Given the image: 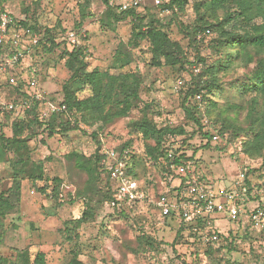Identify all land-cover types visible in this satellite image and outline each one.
Wrapping results in <instances>:
<instances>
[{"label":"rangeland","instance_id":"1","mask_svg":"<svg viewBox=\"0 0 264 264\" xmlns=\"http://www.w3.org/2000/svg\"><path fill=\"white\" fill-rule=\"evenodd\" d=\"M124 1L111 0L115 6ZM77 2L8 0L5 4H0V8H4L17 19L24 18V10L29 9L30 15L36 12L45 26L61 24L66 30L59 40L62 42L66 39L65 34L75 32V26L81 22L80 4H84L87 15L82 24L80 38L87 48V72L99 70L111 76L137 74L141 80L139 100L129 115L107 122H93L88 116L87 121H84L77 116L84 124V130H66L60 126L62 131L52 137L48 131L39 127L25 130V135L30 138L31 159L44 163L46 176L50 180H62L61 197L53 198L51 182H23L22 200L18 210L10 214L5 222V233L0 243V264H30L39 252L45 253L47 264H68L75 251L85 264H214L213 258L205 255V246H193L189 241L182 243L181 239H176L178 221L164 223L157 210L149 205L141 204L134 211L127 212L126 216L119 214L120 210L107 200L101 180H96L95 176V181H91V185L88 181L87 185V173L81 171L75 160L68 157L72 152H77L94 162L98 144L92 133L102 131V138L107 145L131 142L134 151L139 155L140 179L144 188L149 187L151 179L157 181L159 175L155 167L145 158L146 146L153 145L154 142L143 138L137 124L146 115L159 127L185 125L187 129L195 128L187 120L182 107L186 91L194 82L193 77L202 75L203 72L202 65H190L196 60L195 51L191 49L188 38L180 27L174 23L169 29L170 40L183 48L186 54L183 59L186 60L185 66H156L152 61L153 55L148 41H143L136 47L132 39V19L114 23L105 18L106 6L102 0ZM187 14L190 16L189 21L195 18L192 9ZM232 26L240 32L246 28L241 20L233 22ZM214 38H217L216 34L208 41ZM23 45L27 51L22 65V79L27 84L32 78H36L40 87L50 93L51 99L62 101L63 87L71 77L61 58L64 46L56 47L50 53H37L34 48H30L31 43L28 40L25 39ZM238 48L225 47L223 61H233ZM206 52L203 51L204 54ZM250 54L252 63L237 62L230 69H223L217 74L216 86L211 93L204 89L192 100L193 105H202L203 112L199 117L203 120L206 131L217 132L224 122L223 118H226L235 128H244L246 133L235 137L231 129L224 132L226 137L214 139L208 148L204 147L206 143L200 137L195 136L183 146L189 154H194L201 176L220 187L230 186L240 173L251 168L249 180L255 185L253 191L256 198L251 199V206H256L264 202V156L251 157L244 152L243 146L254 137V133L247 132L251 123V111L255 115L263 113V101L260 97H257L259 103L251 106L257 95L249 88L250 76L258 60L264 58V52L251 50ZM210 77L203 75L202 83L211 81ZM70 87L77 91L80 99L92 96L89 85L74 82ZM23 101L24 99L17 103L21 104ZM212 102L217 105L213 106ZM25 118L26 113L22 109L7 118L0 116L2 121H7V124H3V134L11 136L14 122L23 121ZM13 157L12 152H7L0 159V193L7 192L13 184ZM41 189L47 193L40 192ZM79 189L84 191V196L80 198L76 197ZM213 220L217 229L225 234L234 228L243 234L245 230L248 231V222L244 226L235 227L225 216H215ZM248 232L247 240L239 239L240 251H225L222 254L235 263L243 261L244 264H264L262 261L255 262L250 257L247 262L244 257V253L248 254L251 248L264 256V238L261 240L260 232ZM142 234L146 236L141 237L144 239L140 242L138 236ZM257 238L259 239L256 240Z\"/></svg>","mask_w":264,"mask_h":264},{"label":"trees","instance_id":"2","mask_svg":"<svg viewBox=\"0 0 264 264\" xmlns=\"http://www.w3.org/2000/svg\"><path fill=\"white\" fill-rule=\"evenodd\" d=\"M8 0H0V4L3 5ZM81 1V0H75ZM86 1V0H84ZM106 6L105 18L112 20L114 23H120L128 19L133 21L132 39L139 46L143 41L150 43L152 52V61L156 66L168 65L184 68L186 57L183 48L178 43H172L169 36V29L172 24H177L181 31L188 38L191 49L196 53V60L192 64L202 65V75L193 77V84L188 90L182 101V107L187 120L195 125L193 129H187L185 125H166L159 127L154 124L148 116L144 117L137 124L139 132L143 138L147 141L154 142L153 145H147L145 158L148 162L155 167L156 173H158V180L151 179L149 187L144 188L140 179V160L139 155L134 151L131 146V142H126L122 145H107L102 138L103 132L95 131L92 133L94 139H96L98 147L95 152L94 162L92 160L84 158L77 152H72L68 155L69 158L74 159L76 165L80 167L81 171H85L89 176L87 185L92 184L91 181L101 180L105 188V196L107 200L119 211V214L126 216L127 212L134 211L139 205H149L153 209L157 210L155 204L148 203H128L124 206H119L115 200V188L116 183L110 179L109 174L102 165V151L104 148H112L119 153L120 157H129V174L140 185V189L147 194H152L157 200L160 197L161 191L164 185L168 184V179L165 177V173H169L170 176L177 178V174L170 169V162L167 159L170 143L169 136H172L177 146L174 149L176 155L175 163L178 165H186L192 161L197 166V161L194 154H189L184 150L183 145H187L192 138L200 137L205 142L204 147H209L210 143L216 137L217 140L221 137H226V131L233 130L235 137L245 132L244 128H235L232 122H227L226 118H223L221 126L218 131L211 133L205 130L203 120L199 117L202 114V105H193L192 100L196 99L197 95H200L201 91L207 89L211 93L212 88L216 86L215 78L217 74L224 70H228L234 63L245 62L250 64L253 62L251 57V50L258 52H264V0H171L167 4V8L170 9V13L167 15L162 14V8L157 6L154 0H145L140 9H130L127 11H120V5L115 6L111 0H102ZM78 4V2H77ZM81 5V22L75 26V32L78 36L82 31L83 21L86 19L87 7L84 4ZM192 9L195 18L189 21L190 16L187 12ZM3 12H7L4 8H0V15ZM25 16L22 19L13 17L15 28H31L40 36L37 45L31 44L30 48H34V52L50 53L54 48L64 46L63 55L64 65L71 73V77L68 83L63 87V99L62 103L67 106V113L55 114L48 119L41 116V111L44 109V104L36 103L29 108L26 112V118L23 121H16L13 124V130L11 136L3 134V124L7 121L0 119V159L6 155L7 152H12L14 157L11 162L13 184L7 190V192L0 193V243L5 233V222L10 214H13L18 210L19 204L22 200V188L24 181L38 182L45 181L51 182L52 196L54 199L61 197L60 186L62 180L54 178L50 180L45 173V167L43 162H35L31 159V147L29 145V136L25 135V130L32 129V127H39L48 131L49 136L52 137L62 131L65 127L68 129L84 130L80 126L82 124L77 116H80L87 121L96 122L103 120L105 122L113 120L115 118L125 117L130 114L134 107V104L139 100V90L141 87V80L137 74H119L111 76L105 72L94 70L87 72V48L84 43L77 47H71L67 41V33L65 34L62 42H59L62 33H65V28L61 24H54L53 26H45L41 23L36 12L30 15V10H24ZM241 20L245 24L243 31L235 30L232 26L233 22ZM209 30L210 35H204ZM61 33V34H60ZM60 34V35H59ZM217 38L211 39L214 35ZM238 46L237 53L233 61L224 62L225 47ZM207 51L206 54L203 51ZM10 53V45L8 43L0 44V61L7 54ZM164 61V62H163ZM227 63L228 65H224ZM207 74L211 81L203 82V75ZM22 75H19V79L16 84H10L4 82L1 85V89L5 95V99L8 103H17L19 100H25L28 96V85L22 79ZM251 91L257 96L253 98L251 104L254 107L255 103H259L260 97L263 101V113L256 114L252 110L250 113L251 123L247 127V132L254 133V137L244 143L243 150L251 157L264 156V58L258 60L255 70L250 76ZM79 82L89 85L92 88V96L86 99H80L77 91L72 90L71 83ZM53 100V99H52ZM213 106L216 103L212 102ZM147 109L149 108L146 106ZM114 109L115 112H114ZM11 113H4L0 111V116L10 117ZM59 122V124H58ZM217 123V121L215 122ZM5 125V124H4ZM62 128H61V127ZM61 128V129H60ZM246 133V132H245ZM216 134V135H214ZM181 141V144L179 142ZM198 168V167H197ZM245 185L247 186L248 194L251 199H256L254 196L255 185L249 180L251 168L245 170ZM203 179H205L203 177ZM152 186V189H151ZM151 189V190H149ZM42 193H47L46 190H39ZM84 191L79 189L76 192V197H83ZM261 206H264V202H261ZM127 208V209H126ZM158 216L164 223L178 221L175 216L161 217L158 210ZM178 228L176 231V239H181L182 243L189 241L193 246L203 245L205 246V255L213 258L214 264H244L243 261L233 262L227 259L223 252L232 253L234 251H240L238 249L239 239L247 240L249 237L250 226L246 227L248 231H242L234 228L227 234L217 233L218 241L212 242V240L205 241L203 234H206V226L203 222L197 223L198 229L201 231H194L193 225L186 224L178 221ZM241 226V222L234 224ZM245 227V229H246ZM252 231V230H251ZM211 236L210 233H208ZM145 234L138 236V241H142ZM242 237V238H241ZM261 240L264 238V231L260 232ZM257 238L256 240H258ZM262 243L261 241H259ZM73 257L68 264H85L79 259L78 252L73 253ZM244 257L247 262L248 257L255 262L262 261L264 263V256L251 248L248 254L244 253ZM30 263V262H29ZM30 264H47L46 255L43 252L36 254L33 262Z\"/></svg>","mask_w":264,"mask_h":264},{"label":"built area","instance_id":"3","mask_svg":"<svg viewBox=\"0 0 264 264\" xmlns=\"http://www.w3.org/2000/svg\"><path fill=\"white\" fill-rule=\"evenodd\" d=\"M170 1L154 0L155 4L162 8L163 15L170 13V9L166 7ZM144 2L145 0H125L120 4V11L140 9ZM204 35H210V31L207 30ZM25 39L37 45L40 36L31 28H15L13 17L8 12L1 13L0 44L8 43L10 53H7L0 61V111L15 113L22 109L26 113L29 108L39 102L44 104L41 116L45 119L55 114L67 113V106L62 101L52 100L50 93L40 87L36 78L27 82L28 96L23 103L6 101L1 85L4 82L16 84L19 75L23 74L22 65L27 51L23 45ZM67 41L71 47H77L83 43L76 32L67 33ZM80 126L84 128L83 125L80 124ZM214 139L217 140L216 137ZM168 140L171 149L167 154V159L170 162V169L178 177L174 178L169 173H165L168 184L164 185L157 200L154 195L142 191L139 183L130 176L129 157H120L119 153L112 148L103 149L102 165L110 179L116 183L115 200L119 206L135 202L155 204L161 217L175 216L176 220L193 225V230L200 233L197 223L201 221L206 226V232L211 234L209 236L208 233H201L205 241L210 239L212 242L218 241L217 233L220 231L213 220L215 216H225L234 224L241 222V226L248 222L251 230L264 231V206H251V197L245 185L244 172L240 173L230 186L220 187L217 183L203 179L194 162L190 161L186 165L176 164L175 139L169 136Z\"/></svg>","mask_w":264,"mask_h":264}]
</instances>
